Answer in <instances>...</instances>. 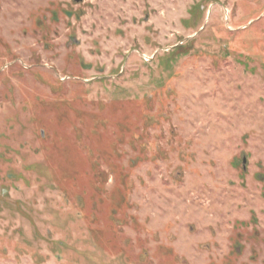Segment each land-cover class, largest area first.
Listing matches in <instances>:
<instances>
[{"label": "rangeland", "instance_id": "1", "mask_svg": "<svg viewBox=\"0 0 264 264\" xmlns=\"http://www.w3.org/2000/svg\"><path fill=\"white\" fill-rule=\"evenodd\" d=\"M0 264H264V0H0Z\"/></svg>", "mask_w": 264, "mask_h": 264}]
</instances>
